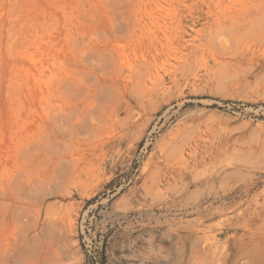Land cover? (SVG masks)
Returning <instances> with one entry per match:
<instances>
[{"label": "rangeland", "instance_id": "rangeland-1", "mask_svg": "<svg viewBox=\"0 0 264 264\" xmlns=\"http://www.w3.org/2000/svg\"><path fill=\"white\" fill-rule=\"evenodd\" d=\"M0 264H264V0H0Z\"/></svg>", "mask_w": 264, "mask_h": 264}]
</instances>
